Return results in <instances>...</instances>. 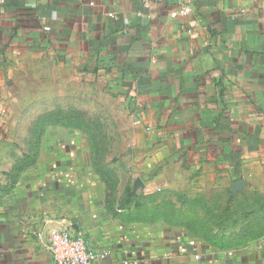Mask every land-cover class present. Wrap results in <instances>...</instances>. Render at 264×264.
Instances as JSON below:
<instances>
[{
    "label": "crops",
    "instance_id": "obj_1",
    "mask_svg": "<svg viewBox=\"0 0 264 264\" xmlns=\"http://www.w3.org/2000/svg\"><path fill=\"white\" fill-rule=\"evenodd\" d=\"M3 1L0 121L32 122L97 91L121 105L126 143L107 166L122 173L116 198L100 176H60L71 166L55 155L4 186L19 157L0 150V264H54L48 237L65 228L106 254L95 264H264V236L220 249L183 226L130 217L187 185L188 198L230 190L242 218L225 235L261 229L264 0ZM183 5L192 13L172 17ZM129 191L139 199L124 210Z\"/></svg>",
    "mask_w": 264,
    "mask_h": 264
},
{
    "label": "rangeland",
    "instance_id": "obj_2",
    "mask_svg": "<svg viewBox=\"0 0 264 264\" xmlns=\"http://www.w3.org/2000/svg\"><path fill=\"white\" fill-rule=\"evenodd\" d=\"M98 94L97 91H86L85 94L82 92L76 93L72 101H62L58 109L53 110V113L58 111L60 118L67 116L73 119L70 120L74 124L86 125V128H89L91 133L96 135L95 137H90L86 130L66 128L62 124L56 126L46 125V127L44 126L46 129L40 137L37 135L32 137L28 132L25 134V131L26 128L29 130L35 124L40 123L37 119H34L32 122L30 120L0 121V128L4 127L8 129V134L1 135L0 137V150H6L5 152L10 153L9 156L13 160L17 157L23 159L26 155H30V153L31 155L36 154L37 162L40 159L43 161L49 160L53 155L58 156V159L65 160L67 158L71 168H63L60 176L66 173V171H69V174L74 175L76 178L86 177L87 175L100 176L102 183L107 186V190L111 191L110 195L112 198H116L120 192V185L116 183L115 176L122 175L121 171L117 170V173L116 170L111 168L113 173L107 175L106 178L100 175L98 171L102 165L109 166L116 164L118 157H122V146L126 143V137L122 134V125L125 122L121 121L118 113H116L120 110L121 105L116 104L112 100L107 102L100 101ZM96 141L102 146L99 160H96L98 159V150L95 146ZM56 149L57 152L55 151ZM33 167H30L26 171ZM258 174L262 175L264 171ZM3 178L5 179L6 177L3 176ZM4 186H14L9 181L8 176L7 184ZM188 187L184 185L183 190L180 192L162 190L157 192L152 198L156 206H173L186 211L188 213L187 220L193 227L198 225V219H202V221L212 227H217L220 223L227 225L230 222V220L228 222L226 213L228 206L231 212L233 210L231 206L233 198L229 196L230 190L211 188V190H207L209 194L203 197L202 195L200 197L192 195L191 198H188L186 195L189 192L187 191ZM190 191L192 190L190 189ZM253 192V189H251L249 196L251 197L249 198L251 202L255 201ZM233 206L236 207L235 214L240 213L241 215L242 203H239V205L235 203ZM261 209L264 213V206Z\"/></svg>",
    "mask_w": 264,
    "mask_h": 264
},
{
    "label": "trees",
    "instance_id": "obj_3",
    "mask_svg": "<svg viewBox=\"0 0 264 264\" xmlns=\"http://www.w3.org/2000/svg\"><path fill=\"white\" fill-rule=\"evenodd\" d=\"M69 117H63L60 118L58 111L57 112H51L47 113L45 115H41L37 118V121L40 123L35 124L30 129V135L33 136H39L42 134V132L45 131L46 125H58L62 124L66 128H72V129H79V130H86V132L90 135V137H95L96 135L91 133V130L89 128H86V125L81 124H74ZM73 120V119H72ZM45 126V127H44ZM96 140V139H94ZM31 141V140H30ZM30 143V142H29ZM31 145V144H30ZM96 149L98 150V159L100 156V152L102 149V146L96 141ZM37 163L36 154L30 153V155H26L23 159H18L11 172L8 173V179L12 184H15L22 173H24L27 169L30 167L35 166ZM99 174L104 176L106 178L107 175L110 173H113V171L108 168L106 165H102L99 167ZM1 192V189H0ZM137 199V195L129 191L122 201V209H127L130 207ZM230 211V208L226 209L227 213V219L229 223L225 225L224 223H220V225H217V227H212L210 225H207L206 222L202 221V219H198L199 222H197L198 225L195 227L190 225V222L187 220V212L182 211L180 209H177L173 206H151V207H144L142 209H139L132 214H130V217H133L134 220L149 222V221H159L163 220L166 223L172 225V226H183L186 228L194 237L201 238L205 241H207L211 246L220 248V249H228L237 247L239 245L245 244L251 240L259 239L264 236V228L259 227H250L245 232H241L239 234H233V235H225V233L230 230L234 229L238 226L240 218H234L233 213ZM251 214L244 215V217L248 218ZM129 216V215H128ZM232 216V217H231ZM261 227H264V223L260 224ZM247 231L250 233L247 235Z\"/></svg>",
    "mask_w": 264,
    "mask_h": 264
},
{
    "label": "built area",
    "instance_id": "obj_4",
    "mask_svg": "<svg viewBox=\"0 0 264 264\" xmlns=\"http://www.w3.org/2000/svg\"><path fill=\"white\" fill-rule=\"evenodd\" d=\"M158 1L169 2L171 0ZM191 13L192 8L183 5L171 16L174 18L185 17ZM45 30L49 31L50 28L47 27ZM46 250L54 264H95L98 260L106 257V254L99 253L90 247L85 235L74 232L70 228L52 232L48 237Z\"/></svg>",
    "mask_w": 264,
    "mask_h": 264
},
{
    "label": "water",
    "instance_id": "obj_5",
    "mask_svg": "<svg viewBox=\"0 0 264 264\" xmlns=\"http://www.w3.org/2000/svg\"><path fill=\"white\" fill-rule=\"evenodd\" d=\"M237 186L239 187V186H240V184H237Z\"/></svg>",
    "mask_w": 264,
    "mask_h": 264
}]
</instances>
